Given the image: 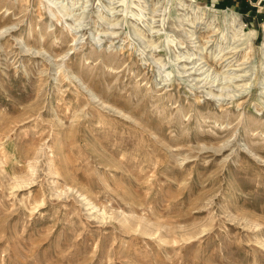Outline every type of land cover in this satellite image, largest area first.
<instances>
[{
  "label": "rangeland",
  "instance_id": "obj_1",
  "mask_svg": "<svg viewBox=\"0 0 264 264\" xmlns=\"http://www.w3.org/2000/svg\"><path fill=\"white\" fill-rule=\"evenodd\" d=\"M138 3L0 0V264H264V0Z\"/></svg>",
  "mask_w": 264,
  "mask_h": 264
},
{
  "label": "bare ground",
  "instance_id": "obj_2",
  "mask_svg": "<svg viewBox=\"0 0 264 264\" xmlns=\"http://www.w3.org/2000/svg\"><path fill=\"white\" fill-rule=\"evenodd\" d=\"M138 2H139L138 5H140V4L146 3L147 0H138ZM179 3H181V4H180L181 6H184V5H185V4H184V0H179ZM145 7H146V6H145ZM185 7H186V6H185ZM141 8H142V7H141ZM182 8H183V7H182ZM144 9H145V8H144ZM154 10H155V9H154ZM151 12H152V10H151ZM154 12H155V11H154ZM152 13H153V12H152ZM152 13H151V15H153ZM227 13H228V12H227ZM137 15H139V14H137ZM137 15H136L135 17H138ZM232 15H235V14L232 13ZM234 18L237 19V21H240V19L238 18V16L235 15ZM106 19L108 20L106 24L108 25L109 29H114V27L116 26V24H117L118 21L115 22V21H113V19H110L109 17H106ZM114 19H115V18H114ZM150 21H151V19H150ZM234 22H235V20H234ZM238 24L240 25V22H238ZM150 25H151V23H150ZM108 27H107V28H108ZM76 30H77V29H74L75 33L78 31V30H77V31H76ZM102 35H103V34H102ZM108 35H109V34H108ZM251 35H252V33H251ZM222 56H223V55H222ZM193 59H196V58H193ZM221 59H223V57H222V58L219 57L218 61H220L219 64L222 66V64L225 62V60L222 61ZM181 61H185V60H181ZM220 65H219V66H220ZM232 65H233V64H230L229 62H227V63H225V64L222 66V68H223V67H224V68H225V67H230V66H232ZM192 68H193V67H192ZM201 68H202V67H200V64H199V65L197 66V68L195 67V71L200 70ZM201 70H202V69H201ZM227 77H228V76H227ZM232 81H233V80H232ZM219 88H220V87H219ZM223 89H224V87H221V88H220V91H222Z\"/></svg>",
  "mask_w": 264,
  "mask_h": 264
}]
</instances>
